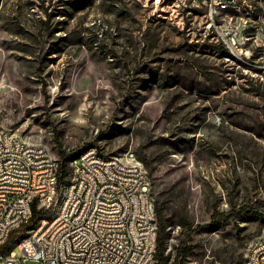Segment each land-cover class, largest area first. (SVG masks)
Segmentation results:
<instances>
[{
  "label": "rangeland",
  "instance_id": "1",
  "mask_svg": "<svg viewBox=\"0 0 264 264\" xmlns=\"http://www.w3.org/2000/svg\"><path fill=\"white\" fill-rule=\"evenodd\" d=\"M3 131L67 166L50 215L72 158L131 151L173 218L169 264H245L264 230V0H0Z\"/></svg>",
  "mask_w": 264,
  "mask_h": 264
},
{
  "label": "built area",
  "instance_id": "2",
  "mask_svg": "<svg viewBox=\"0 0 264 264\" xmlns=\"http://www.w3.org/2000/svg\"><path fill=\"white\" fill-rule=\"evenodd\" d=\"M212 16L222 4L241 11L248 0H207ZM47 148H29L11 131L0 132V264H157L158 222L151 182L143 162L127 154L118 157L95 152L70 162L69 202L63 215H50L57 195L60 163ZM44 215L23 230L34 210ZM18 232L19 256L13 242ZM245 264H264V230L253 241Z\"/></svg>",
  "mask_w": 264,
  "mask_h": 264
},
{
  "label": "trees",
  "instance_id": "3",
  "mask_svg": "<svg viewBox=\"0 0 264 264\" xmlns=\"http://www.w3.org/2000/svg\"><path fill=\"white\" fill-rule=\"evenodd\" d=\"M73 159V158H72ZM68 174V169L66 165H62L60 167V181ZM156 212H157V221L160 224V232L158 233V248H157V264H169V256L167 255V226L172 227L175 225L173 222V218H167V208L165 207V201L158 199L156 202ZM43 213L38 211L37 209L34 210L33 216L30 221L23 225V230L31 228L35 226L38 220L43 217ZM170 223V224H169ZM178 225H183L177 223ZM196 228L194 229L193 226H190V231L195 232ZM18 237V232L13 233L10 237L9 243L14 242ZM191 241H193L192 235L189 234L187 236L186 241L182 243V245L178 248L177 258L183 260L184 262L188 261L193 253V246L190 245ZM242 264V263H239Z\"/></svg>",
  "mask_w": 264,
  "mask_h": 264
},
{
  "label": "bare ground",
  "instance_id": "4",
  "mask_svg": "<svg viewBox=\"0 0 264 264\" xmlns=\"http://www.w3.org/2000/svg\"><path fill=\"white\" fill-rule=\"evenodd\" d=\"M222 11L223 12L241 13V6L239 4H235V3H224V4H222ZM19 138L21 140H25L24 138H22L20 136H19ZM28 147L29 148H44V146L37 145V144H32V143H29V142H28ZM95 152H98V150L95 147H88L87 149H85L84 151H82L77 157H74L73 159H71L70 162L83 161L86 157L92 155ZM128 152L124 153L123 155L116 156V157H118V163L119 164H128V157H127ZM50 160H57V162H59L58 159L56 157H54L51 153H50ZM134 160L136 162H141L136 157L135 153H134ZM57 192H58V186H50V194L51 195H57L58 194ZM69 194H70V186L69 185H66L65 186V191H64L63 199L60 202L59 206L57 207V209L55 211V215H63L64 208L66 207V203L69 202ZM16 247L20 248V240H15L13 242V248H16ZM67 264H76V263H67Z\"/></svg>",
  "mask_w": 264,
  "mask_h": 264
}]
</instances>
